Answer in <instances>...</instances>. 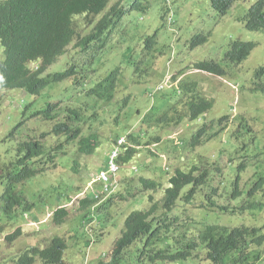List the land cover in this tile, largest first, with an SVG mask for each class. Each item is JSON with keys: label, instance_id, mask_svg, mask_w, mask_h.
<instances>
[{"label": "trees", "instance_id": "obj_1", "mask_svg": "<svg viewBox=\"0 0 264 264\" xmlns=\"http://www.w3.org/2000/svg\"><path fill=\"white\" fill-rule=\"evenodd\" d=\"M152 1L135 0L127 12H121L120 3H116L112 7L114 9L107 10L110 0H9L0 3V48H5L7 54L5 60L0 61V67L7 75L4 88L25 90L37 101L49 89L52 96H77L57 113L55 108L59 104L35 109L8 136L14 145L0 158V181L5 183L0 196V209L10 220L19 207L24 213L34 208L19 190L20 186L49 171L58 170L61 162L72 153L83 156L98 147L102 137L98 136L97 131L104 112L109 111L111 117L117 120L119 112L122 123L123 113L129 109L133 98L127 92L125 77L132 75L137 79V76L141 78L147 73L146 61L156 57L158 34L137 39L136 34L118 33L114 24L118 17L122 20L128 13H148ZM242 1L247 3L248 0H211V4L218 14L225 16L236 3ZM10 5L15 7L14 11L9 10ZM168 12L163 8L162 21L167 18ZM81 17H85L82 27L78 21ZM17 18H23L24 24L15 26ZM241 21L249 31L264 32V0L252 3ZM203 35L194 36L192 48L208 42L209 35ZM71 45L79 53L80 61L78 53L71 54L66 59L65 69L45 75L67 54ZM257 46L255 42L236 40L231 43L224 62L241 65ZM79 62L82 64L79 65ZM34 64L38 65V70L31 74L29 66ZM226 64L205 61L194 68L213 76L225 77L228 75ZM256 77L258 80L264 77V67L256 72ZM136 79L135 83H138ZM67 85H70L69 89ZM198 88L199 83L183 82L164 112L160 110L157 113L153 109L151 120H148L149 117L142 127L130 135L129 151L119 164L128 165L138 153L143 152L145 145L142 135H148L153 126L178 127L185 121L194 122L207 114L213 108V100L207 98L204 92L200 94ZM124 90L125 94L122 93ZM252 91L264 92V83H255ZM34 105L27 107L25 113L30 112ZM33 120L39 121V124L32 123ZM54 120L56 124L52 132L39 137L31 132L44 122ZM221 122L222 125L218 124L220 127L229 119L224 118ZM214 125V122L205 124L185 142L182 150L190 148L195 151L204 146ZM145 126L148 128L145 129ZM152 140L160 142L158 138ZM246 168L247 165L243 164L239 171ZM218 173L219 170L209 167L202 159L189 171L177 168L168 179L160 203L153 202L155 197L150 195L151 209L133 212L126 218L124 230L113 245L111 263L120 264L122 261V264H127L128 259L135 258L148 260L151 264H264V224L261 227L201 226L202 220L193 215L192 210L195 209H217L220 214L230 215L250 211L253 216L246 220L255 225L258 216L254 212L258 209L264 211L263 202L260 201L264 197V176L246 189L241 186L240 177L233 192L230 188L231 193L226 196L233 200L243 198V205L229 209L219 204V188L211 186ZM141 183L146 192L157 193L162 189V183L157 180L142 178ZM197 200L201 205H195ZM87 204L88 201L84 202V207ZM69 216L67 207H59L53 215L54 224L64 225ZM100 219L108 223L109 218ZM156 220H162L164 225H154ZM83 222L85 225L89 223L87 215ZM21 235L22 229H18L6 240L15 242ZM68 249L66 237H53L45 246L22 252L16 264H36L39 260L44 264H67Z\"/></svg>", "mask_w": 264, "mask_h": 264}, {"label": "rangeland", "instance_id": "obj_2", "mask_svg": "<svg viewBox=\"0 0 264 264\" xmlns=\"http://www.w3.org/2000/svg\"><path fill=\"white\" fill-rule=\"evenodd\" d=\"M116 1L118 0H111V4ZM255 1L257 0L238 2L227 15L222 16L213 9L211 0H153L148 13H134L129 19L125 18V25L120 27L118 33H128L130 36L136 34L137 39L158 34L156 57L146 61L147 73L141 76L140 83H134L136 77L131 74L125 77L127 92L133 96L128 109L130 124L144 117L153 107H156L157 113L160 110L164 112L178 94L183 82L199 83L198 92H204L214 104L213 108L197 121H185L178 127L152 132V135L161 138L160 145L151 147L156 155L145 151L137 156L135 163L125 165L122 179L127 178L128 183H125L124 191L132 184V193L139 192L142 188L139 178L141 175L147 178L155 177L154 180L161 182V188H164L177 168L189 171L202 159L209 167L219 170L211 185L213 188H219V204L234 209L239 204L240 207L243 205V198L229 199L226 195L231 193L230 188L233 192L240 177L241 186L246 189L264 176V92L252 91L255 83H264V77L261 80L256 77V72L264 67V32L249 31L241 21L248 7ZM163 8L169 10L166 23H162L161 19ZM170 16L171 23L168 22ZM78 21L82 27L85 17L79 18ZM198 34L209 35V39L206 44L194 49L191 41ZM236 40L258 44L249 59L241 65L224 62L231 43ZM66 58L67 55L63 56L50 71L57 72V69L64 67ZM205 61L227 63L228 75L218 77L190 68ZM161 85L164 90L157 92L154 98L151 97ZM66 87L69 89L70 85ZM125 91L122 93L125 94ZM5 95L4 92L0 93V97ZM63 97L66 96L63 94ZM76 97L71 95L69 101L63 105H69ZM47 102L48 98L45 96L37 101L35 96L24 90L9 91V95L3 100L0 116V158L4 152L13 148L14 143L8 140L11 131L23 118L30 116L35 109H41ZM33 103L35 105L31 111L25 113L26 108ZM224 118L229 119V122L222 127L218 126L222 125L220 121ZM213 122L214 129L209 131L210 136L204 146L195 151L190 148L182 150L185 142L200 128ZM55 124L56 122L50 123L49 132L54 130ZM107 145L110 149L109 143ZM108 152L104 146L96 153L99 158L80 159L79 177L74 172V160L70 155L61 162L58 170L28 181L19 188L31 203L36 204V208L26 215L19 213L11 220L0 209V227H6L5 232L0 234V264H16L22 252L53 237L68 239L70 249L66 253L67 264H100L102 261L112 264L111 257L108 256L121 235L126 218L131 212L142 209L134 201L125 203L120 198H115L117 204L114 206L113 217L108 214L107 209L103 210L102 214L106 213L109 218L108 223H96L90 234L83 222L87 211L80 208L79 200L83 198H77H93L100 189V181L95 185L93 178L101 171L102 159L105 162ZM243 164H246L247 168L239 171ZM134 167L139 168L138 173L133 172ZM4 186L5 183L0 181V196L4 192ZM150 194L154 195L155 201L162 200V193ZM222 195L225 197L221 198ZM125 196L128 197V194ZM260 201L264 205V197H261ZM195 205H201V202L197 200ZM59 207H67L70 211L67 223L62 226L53 224L51 217ZM192 213L202 220L201 226L220 224L229 227H261V224H264V211L261 209L254 212L258 216L255 225L246 220L253 216L250 211L230 215L220 214L217 209H195ZM112 218L117 219L110 220ZM18 228H22L23 236L14 244L5 242L3 238L16 232ZM92 240H95V244L88 249ZM36 264L43 262L39 260ZM127 264L151 263L145 259L131 258Z\"/></svg>", "mask_w": 264, "mask_h": 264}, {"label": "clouds", "instance_id": "obj_3", "mask_svg": "<svg viewBox=\"0 0 264 264\" xmlns=\"http://www.w3.org/2000/svg\"><path fill=\"white\" fill-rule=\"evenodd\" d=\"M3 1H5V2L7 1L8 2L9 0H0V3L3 2ZM116 3H120L121 12H127V11H129L131 9V6H132L133 3H135V0H118L115 3H113V4H111V0H110V3H109V6L107 7V10L110 11L111 9H114L112 7ZM14 9H15V7L12 6V5H10L9 10L10 11H14ZM133 14L134 13H131V14L128 13L124 17V19H122V20H120L119 17H118L116 23L114 24V26L118 30H120V27L121 26L123 27V25H125V22H124L125 21V18L129 19ZM166 20H167V18L164 19L162 21V23H166ZM168 22L169 23L172 22V17L171 16L168 17ZM20 24H24L23 23V18H17L15 20V26H18ZM198 35H203V34H198ZM203 36H205V34ZM75 53H78V52L75 51L74 48H73V45H71V46L68 47L67 54H64V55H67V57H69L71 54H75ZM6 55L7 54L5 52V48H3V49L0 48V61H3V59L5 60ZM78 58H79V61H80V55H79V53H78ZM60 61L61 60H59V62ZM70 63H74V62L73 61H70ZM80 64H82V63L79 62V65ZM75 66H76V63H75ZM29 68H30L29 71L31 72V74H34L38 70V65L37 64L30 65ZM61 68L65 69L66 66L61 67ZM61 68L57 69V72H59L61 70ZM190 68H193L194 69V67H190ZM197 71H199V70H197ZM55 73L56 72H51L49 70L45 75L55 74ZM3 74H4V76H3ZM6 81H7V75L4 72V68H1L0 67V93H3L4 92L6 94L5 96H1L0 97V116L2 115V108H3V105L2 104H3V100L9 95V91H11V90H8V89H5L4 88V86L6 84ZM137 82L140 83V78H138V81ZM134 83H135V81H134ZM17 90H19V89H17ZM20 90H22V89H20ZM163 90H164V86L161 85V87L160 86L157 87V89L155 90V92L152 93L150 96L154 98L155 97V94L157 92H160V91H163ZM43 96H45V97L48 98V102L45 105L46 108L48 107L49 104H53V105L59 104V107H56L55 108L56 113L59 112L61 108L66 107L63 104L64 103H67L69 101L68 100L69 98L63 97V94H61L59 97H58V95H54V94L52 96L51 89H49ZM64 99L66 101H64ZM59 100H61V101L57 103V101H59ZM46 108H45V110H46ZM153 109H156V107H153L144 117H142L141 119H139L134 124H130L128 122V116H129L128 115V110L125 113H123L122 123H121V115H120L119 112H118V120L115 119L114 117H111L112 115H111V113H109V111L104 112L103 113L102 120H99V124L101 126L98 127V131H97L98 132V136H101L102 137L101 143H98V145H97L98 147H95L92 152H88L89 154H85L83 156L82 155H77L76 153H72L71 154L72 160H74V168H73L74 169V172L79 177L80 159H82L84 157H86V158H96V159L99 158V156H96V153L98 152V150L100 148H102L104 146H106L107 147V151H109L108 152V155L105 158V162L102 159V163H101L102 169H101V171L98 173V175L96 177L93 178V183L95 185H96V182L97 181H100V183H101L100 189L95 193V195L93 196V198H88L86 196L77 197V198H83V199H80L79 200L80 201V208L82 209V211H83V207H84V202L88 201V204L84 207V211H87V217L89 219L88 221H90L86 225L87 231L90 234H92V232H93V228H92L93 225H95L96 223H98V224L101 225L102 222H104V220H101L100 219L101 217H106L107 216L106 213L105 214H102V211L103 210L107 209L108 210V214L113 217V212L115 211L114 206L117 204L116 201H115V198H120V200L123 201V202H125V203H129L128 202L129 200H131L130 202L134 201L138 205V207L142 209V210H136L137 212L147 211V210H149V209L152 208L153 204L150 201L149 196L150 195H153V194H150V193H153V192L152 191H149V192L144 191L143 185H142V188L140 189V191L137 192V193H134V194L132 193V191L134 190V189H132V184L129 185L130 188L126 189L125 191L123 190L125 183H128L126 181L127 178L125 180L122 179L123 169L126 166H129V165L135 163V161L137 159V156L138 155H141L145 151H148L153 156L156 155V153H154V151H152L151 147L152 146H155L156 147L157 145H160L161 144V138L159 136L152 135V132H154L157 129L158 130H164V129H167V128H170V127H155V126H153L151 129H149V134L148 135H142V138H143V141H144V145H145L143 152L142 153H138L135 156V158L133 159V161L130 164L126 165V166L120 165L119 164V161L129 151L130 135H132V132L133 131H136L139 127H142L143 126V123L149 117L150 118L148 120H151L152 110ZM37 113H39V112L37 111ZM52 122H56V120L44 122L42 124L43 126L41 125L38 129L37 128H33L31 130V132L34 133V135L37 136V137L41 136L43 133H48L51 130L50 123H52ZM32 123L39 124V121L33 120ZM147 128H148V126H145V129H147ZM153 138L160 139V142L157 143L155 140H152ZM107 143H109L110 149H109ZM76 162L79 163L78 166L75 165ZM49 172H52V171H49ZM133 172L134 173H138L139 172V168L138 167H134ZM139 178H141V179L142 178H145V179H153L154 180L155 177L154 178H147V177H144L143 175H141ZM130 179L133 180V178H130ZM141 179H140V182H141ZM164 179H165V177H164ZM22 186H20V187H22ZM167 186H168V183H167ZM166 187L158 190L157 193H162V196H164L163 191H164V189ZM154 193H156V192H154ZM125 194H128V197H126ZM137 198H139V199H137ZM162 199H163V197H162ZM28 202L31 203L29 200H28ZM153 202L159 203V202H157L155 200ZM31 204H33V203H31ZM33 205H34V208H33V210H34L36 208V205L35 204H33ZM136 211H133V212H136ZM133 212H131L130 214H132ZM19 213H22V214H25V215L27 214V213H24L23 212V209H21L19 207V208H17L15 210L13 217H17V215ZM4 214L6 215L5 212H4ZM53 215H54V213H53ZM53 215H51L52 219H53ZM120 217H121V215H120ZM120 217H118V219H120ZM8 219H9V217H8ZM115 219H117V218H115ZM115 219L112 218L110 220H115ZM156 221L157 222H154V225L158 226V223L161 224V225H164L162 223V220H156ZM53 224H54V220H53ZM18 229H22V228H18ZM5 230H6V227L5 226H1L0 227V234H2L3 232H5ZM123 230H124V228H123ZM23 234L24 233H23V230H22V235L21 236H23ZM121 234H122V232H121ZM10 235H12V234H10ZM10 235H8V236H10ZM102 235H104V234H102ZM6 237L3 238V239H4L5 242H8L6 240ZM19 238H16V240L19 239ZM94 241L95 240H92L91 241V243L88 245V249H90L92 247V245L95 244ZM47 242L44 241L40 245H37V244L36 245L37 246H45L47 244ZM8 243L9 244H14L15 242H8ZM37 246H34V247H37ZM30 248H33V247H30ZM111 251H112L111 252V255L108 256V257H111V261H112L113 248H112ZM102 263H104V262L102 261L100 264H102ZM159 264H161V263H159Z\"/></svg>", "mask_w": 264, "mask_h": 264}]
</instances>
